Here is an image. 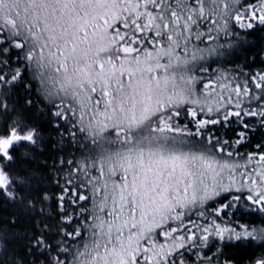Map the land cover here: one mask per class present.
Listing matches in <instances>:
<instances>
[{
	"label": "snow or ice",
	"instance_id": "obj_1",
	"mask_svg": "<svg viewBox=\"0 0 264 264\" xmlns=\"http://www.w3.org/2000/svg\"><path fill=\"white\" fill-rule=\"evenodd\" d=\"M255 32L264 0H0V264H264Z\"/></svg>",
	"mask_w": 264,
	"mask_h": 264
},
{
	"label": "trees",
	"instance_id": "obj_2",
	"mask_svg": "<svg viewBox=\"0 0 264 264\" xmlns=\"http://www.w3.org/2000/svg\"><path fill=\"white\" fill-rule=\"evenodd\" d=\"M253 58H255L257 62L260 59H264V32H255L253 35L247 37L246 42L243 44L242 48L238 50L234 58L235 65L243 66L246 62L251 64ZM248 70L253 71L255 68L253 67ZM44 135L46 140L50 139L52 141L46 151V155L50 157V154L53 153L56 146L58 136L51 128H47ZM260 135L261 134L257 135V139H259ZM41 159H43V157H41ZM13 212H15L14 208L0 202V226H3L6 221L11 219ZM228 254L233 257L236 264H246L249 252L242 248H231L228 250Z\"/></svg>",
	"mask_w": 264,
	"mask_h": 264
}]
</instances>
